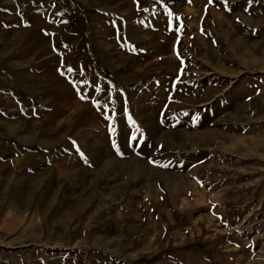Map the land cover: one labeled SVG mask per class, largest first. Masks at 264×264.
<instances>
[{
    "label": "rangeland",
    "instance_id": "rangeland-1",
    "mask_svg": "<svg viewBox=\"0 0 264 264\" xmlns=\"http://www.w3.org/2000/svg\"><path fill=\"white\" fill-rule=\"evenodd\" d=\"M0 264H264V0H0Z\"/></svg>",
    "mask_w": 264,
    "mask_h": 264
},
{
    "label": "snow or ice",
    "instance_id": "snow-or-ice-1",
    "mask_svg": "<svg viewBox=\"0 0 264 264\" xmlns=\"http://www.w3.org/2000/svg\"><path fill=\"white\" fill-rule=\"evenodd\" d=\"M85 97H81V99H84Z\"/></svg>",
    "mask_w": 264,
    "mask_h": 264
}]
</instances>
